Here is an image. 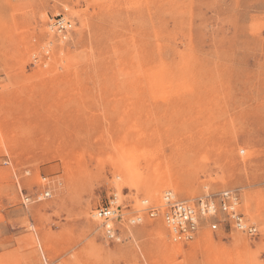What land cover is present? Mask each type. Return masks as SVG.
<instances>
[{
	"label": "rangeland",
	"instance_id": "374dc122",
	"mask_svg": "<svg viewBox=\"0 0 264 264\" xmlns=\"http://www.w3.org/2000/svg\"><path fill=\"white\" fill-rule=\"evenodd\" d=\"M167 191L259 234L175 241ZM0 264H264V0H0Z\"/></svg>",
	"mask_w": 264,
	"mask_h": 264
},
{
	"label": "built area",
	"instance_id": "2783aa9c",
	"mask_svg": "<svg viewBox=\"0 0 264 264\" xmlns=\"http://www.w3.org/2000/svg\"><path fill=\"white\" fill-rule=\"evenodd\" d=\"M69 27H71L70 23L63 19L56 22V28L60 32ZM174 198L171 192L165 193L163 204L160 207H149L148 214L150 218L162 216L175 241H191L196 238L203 227H207L213 232L218 231L221 227H229L250 237L259 234L258 228L249 224L240 212V196L236 191L207 195L196 202L175 200ZM144 204H148V202L145 201ZM113 206L112 203L101 206L95 214V218L102 222L106 238L112 241L117 239L113 226L116 215ZM142 220V217L135 216L130 220V223L136 225Z\"/></svg>",
	"mask_w": 264,
	"mask_h": 264
},
{
	"label": "bare ground",
	"instance_id": "6f19581e",
	"mask_svg": "<svg viewBox=\"0 0 264 264\" xmlns=\"http://www.w3.org/2000/svg\"><path fill=\"white\" fill-rule=\"evenodd\" d=\"M69 23V22H68ZM62 35V34H61ZM63 36V35H62ZM167 192H170V191H167ZM173 194V193H172ZM173 197H175L174 199L177 200L178 198L176 197L175 194H173ZM146 201V200H145ZM99 221V220H98Z\"/></svg>",
	"mask_w": 264,
	"mask_h": 264
}]
</instances>
